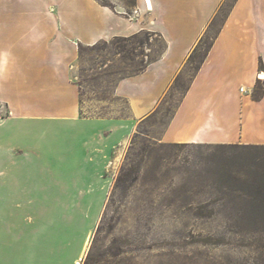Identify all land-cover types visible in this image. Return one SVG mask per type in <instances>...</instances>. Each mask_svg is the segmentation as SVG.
Wrapping results in <instances>:
<instances>
[{"label": "crops", "instance_id": "crops-1", "mask_svg": "<svg viewBox=\"0 0 264 264\" xmlns=\"http://www.w3.org/2000/svg\"><path fill=\"white\" fill-rule=\"evenodd\" d=\"M226 0H0V264H80L101 173L156 111ZM141 32L162 55L115 87L128 118L82 113L80 47ZM264 0H236L166 132L174 143L264 144ZM264 84V79L260 80ZM56 189V197L47 190ZM97 205H92V204ZM56 213L70 221L46 223ZM74 220H85L74 222Z\"/></svg>", "mask_w": 264, "mask_h": 264}, {"label": "rangeland", "instance_id": "rangeland-1", "mask_svg": "<svg viewBox=\"0 0 264 264\" xmlns=\"http://www.w3.org/2000/svg\"><path fill=\"white\" fill-rule=\"evenodd\" d=\"M235 1L226 0L199 40L197 61L186 63L156 111L112 154L101 173L102 183L94 187L100 191L94 202L101 211L82 216L93 232L80 264H264V229L237 225L221 212L222 199L229 195L222 174L231 171L233 161L246 151L218 147L264 144L246 143L243 130H230L235 140L230 143H174L166 137L202 55L216 40ZM164 49V41L148 32L83 47L71 68L82 113L128 118V104L116 96V85L142 73ZM47 193L52 198L57 192L52 188ZM39 218L46 223L70 221L49 212ZM79 221L85 220H74Z\"/></svg>", "mask_w": 264, "mask_h": 264}, {"label": "trees", "instance_id": "trees-1", "mask_svg": "<svg viewBox=\"0 0 264 264\" xmlns=\"http://www.w3.org/2000/svg\"><path fill=\"white\" fill-rule=\"evenodd\" d=\"M234 3L230 7L227 15L224 17L222 24L226 21ZM220 11H222V8ZM220 11L218 15H220ZM218 15L211 24L217 20ZM202 40L189 57L187 61L188 64H193L197 61ZM213 43L202 55L201 61H199V64L196 67V74L200 71L213 46ZM95 46L96 45L93 47ZM82 49L83 47H80V53ZM263 94L264 84L259 80L252 97L254 100L259 101L263 98ZM228 146L219 145L218 147L242 149L246 151V154L236 159V162L233 161L231 171H226L222 174L221 179H224L222 181V185H226L225 189L228 190L229 195L222 199L223 203L221 206L223 209L221 212L227 213L228 220L236 223L237 225H242L243 227H247L253 231L264 229V145Z\"/></svg>", "mask_w": 264, "mask_h": 264}, {"label": "bare ground", "instance_id": "bare-ground-1", "mask_svg": "<svg viewBox=\"0 0 264 264\" xmlns=\"http://www.w3.org/2000/svg\"><path fill=\"white\" fill-rule=\"evenodd\" d=\"M260 79H264V75L263 74L260 76Z\"/></svg>", "mask_w": 264, "mask_h": 264}]
</instances>
